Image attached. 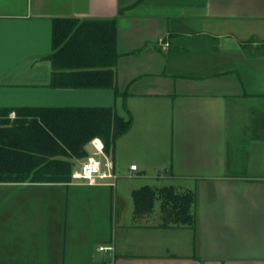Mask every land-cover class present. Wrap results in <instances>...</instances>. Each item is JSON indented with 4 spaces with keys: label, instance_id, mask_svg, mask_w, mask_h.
Wrapping results in <instances>:
<instances>
[{
    "label": "crops",
    "instance_id": "0c3cea01",
    "mask_svg": "<svg viewBox=\"0 0 264 264\" xmlns=\"http://www.w3.org/2000/svg\"><path fill=\"white\" fill-rule=\"evenodd\" d=\"M55 18H117L128 95L85 94L132 118L118 141L129 171L142 160L145 175L192 190L196 225L163 228L153 212L136 226L134 188L119 179L0 184V264H264V0H0V108L79 101L83 90L50 87L49 65L29 86Z\"/></svg>",
    "mask_w": 264,
    "mask_h": 264
},
{
    "label": "trees",
    "instance_id": "16d2710c",
    "mask_svg": "<svg viewBox=\"0 0 264 264\" xmlns=\"http://www.w3.org/2000/svg\"><path fill=\"white\" fill-rule=\"evenodd\" d=\"M117 34V18L53 19L50 87L113 90L116 98L127 97L118 87ZM132 125V118L120 117L113 107L0 108V184H72L93 140H101L112 157ZM132 198L136 226L144 225L160 202V227L195 228L192 190L144 186L134 189Z\"/></svg>",
    "mask_w": 264,
    "mask_h": 264
},
{
    "label": "rangeland",
    "instance_id": "374dc122",
    "mask_svg": "<svg viewBox=\"0 0 264 264\" xmlns=\"http://www.w3.org/2000/svg\"><path fill=\"white\" fill-rule=\"evenodd\" d=\"M52 54V51L50 52L49 56ZM49 56L48 57H44V59L39 60V68H37L38 70H36V72H31V68H30V63L31 59H29V86L30 84H35V83H41L43 84L45 82V80H47V76L48 78H50L51 73L50 70L52 68L51 66V62L49 60ZM51 66V68H48V66ZM50 69V70H49ZM81 93V96L79 98H76L77 100H74V95L70 96L68 99H66L65 101L67 102V104H72L70 105L71 107H91L94 108V104H100L97 103V101H94L91 99V97L87 93L86 90H83ZM77 97V96H76ZM94 99V98H93ZM75 104V105H74ZM66 107V106H65ZM65 107H61V108H65ZM119 141V140H118ZM117 141V146H116V151H115V162H116V176L118 177V183L119 185L123 182L126 183H130L134 189L137 188H141L144 186H149L151 188H161V187H165V186H171V183L166 182L164 180H161L159 178V175H162V172H160L158 169H148L147 175H145L143 173L144 169L142 168V166H140V161H134L135 164L138 165L139 167V171L132 173L129 171L130 169V165L131 163H133L132 158L134 159V157L129 156L127 154L128 148L126 146V142L124 144H122V142H118ZM127 141V140H126ZM87 151H91L90 148H87ZM79 167V164L76 165L74 171H76ZM137 168V166H136ZM145 178V179H143ZM178 189V188H177ZM155 215L153 214L152 217H156L155 219L159 218L160 216V202H157L155 205V211H154Z\"/></svg>",
    "mask_w": 264,
    "mask_h": 264
},
{
    "label": "built area",
    "instance_id": "2783aa9c",
    "mask_svg": "<svg viewBox=\"0 0 264 264\" xmlns=\"http://www.w3.org/2000/svg\"><path fill=\"white\" fill-rule=\"evenodd\" d=\"M88 147V157L81 161L78 169L73 172V183L86 186H110L115 187L116 176L112 159L104 152V144L101 140H93ZM136 166L132 170H136ZM100 251L111 250L109 247H100Z\"/></svg>",
    "mask_w": 264,
    "mask_h": 264
}]
</instances>
